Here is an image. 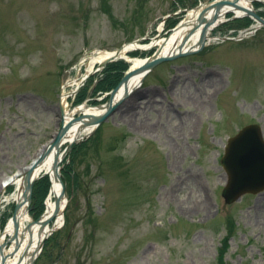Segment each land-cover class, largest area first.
<instances>
[{
  "label": "rangeland",
  "instance_id": "rangeland-1",
  "mask_svg": "<svg viewBox=\"0 0 264 264\" xmlns=\"http://www.w3.org/2000/svg\"><path fill=\"white\" fill-rule=\"evenodd\" d=\"M184 1L0 0V227L17 193L16 185L2 188L4 180L24 175L53 143L63 102L71 111L109 103L133 67L118 59L89 72L92 61L167 37L184 10L212 0ZM260 1L252 6L264 17ZM226 21L199 53L157 66L73 145L62 165L65 225L35 264H264V190L227 205L221 163L244 128L258 125L264 135V28L253 34L248 18ZM251 26L250 37L221 42ZM156 51L128 55L148 59ZM76 79L78 89L69 85ZM47 196L32 198V221Z\"/></svg>",
  "mask_w": 264,
  "mask_h": 264
},
{
  "label": "water",
  "instance_id": "water-1",
  "mask_svg": "<svg viewBox=\"0 0 264 264\" xmlns=\"http://www.w3.org/2000/svg\"><path fill=\"white\" fill-rule=\"evenodd\" d=\"M217 0H212L206 3H202L199 7H197L194 11L195 12H203L205 9L216 7L217 10L215 11V14L212 17V21L210 24L207 25L206 29L204 30L201 41L195 48H191L188 51L181 50L179 53H173L174 48L169 51V53L166 56L160 57V52L151 57L149 60H147L142 66V68L134 69L127 73L122 80L118 83V85L115 87V89L111 92L110 100H109V106L107 111L98 117H92L93 122L91 125L97 129L99 128L104 122H106L119 108L122 102H117V96L119 94V90L121 88V85L123 83L130 79L131 77L146 72V74L153 71L154 68H156L158 65L164 63V62H170L177 60L182 57L191 56L198 52H200L206 44V40L208 39L207 34H210L218 25V16L221 11V8H226L225 5L235 7L239 11L245 13L244 15H239L235 11H228L227 14H235L233 19H237L240 16H249L254 18L257 22H260L261 25L264 27V19L260 17L253 9H251L248 6H244L241 4V1H228L224 3H215ZM258 0H252V2H256ZM261 3H264V1H260ZM187 15L190 14L189 10L185 11ZM201 12V13H202ZM188 16L186 17V19ZM197 17L195 26L198 29L197 21L200 20ZM181 26V25H180ZM194 26V31H195ZM198 30H196L193 34L187 35L183 40L181 38L180 41H182V44L184 45L189 38H191L193 35H196ZM168 39V38H167ZM165 39V40H167ZM123 50V49H122ZM118 54H121V50L117 52V56L111 57L106 59L100 67H104L108 65L109 63L117 60L119 57ZM64 107H61V111L63 116L65 115ZM71 126V125H70ZM71 128L67 123L62 122V127L59 132V134L56 136L55 141L50 144L47 149L44 157H48L51 155L54 151H56L57 159H58V165H56L54 170V176L56 180L59 182L61 186V192L60 195L55 197V204L56 208L52 215V217L46 221L43 222L44 215H42L40 218H38L35 221H32L30 224L26 225L24 229L21 231V218H22V207L26 203V201H29V204H31L32 201V194L35 188L36 183L39 181V177L36 174L37 171V165L32 169L30 173H27L22 181L24 185H26V188L24 189V192L21 193L20 198L18 199L14 213L10 219V221L14 224V230L13 233H8L6 231V228L4 231H0V264H11L13 263V260L18 258V261L16 264H21V259L19 256H21L23 244L25 241V236L27 234H32L34 227L36 225H49L51 224L59 215H63L64 211L61 212L60 204L65 201V197L67 196V190L66 187L62 181L61 177V170H62V162L64 161L65 157L69 153V151L72 149L73 145L77 142H79L81 139L75 140L73 143H70L63 155L60 154L61 145L63 140L68 136ZM40 158L39 163L42 162L43 158ZM222 164L227 171L229 175V182L226 186L223 197L225 199V203L227 205L234 204L235 202L239 201L241 197L245 194L252 193L256 194L262 190H264V139L261 132V129L257 125H251L243 129L236 137L229 140L228 146L226 147L225 156L222 159ZM66 208V206H65ZM28 212L31 211V208H28ZM23 232V233H22ZM54 231L47 233L43 240L40 242L39 246L37 247L36 251L32 254L33 255V261L34 263L37 261L39 255L41 254L46 240L49 238V235H51ZM25 250V249H23ZM26 253L30 252V249L25 250Z\"/></svg>",
  "mask_w": 264,
  "mask_h": 264
},
{
  "label": "bare ground",
  "instance_id": "bare-ground-1",
  "mask_svg": "<svg viewBox=\"0 0 264 264\" xmlns=\"http://www.w3.org/2000/svg\"><path fill=\"white\" fill-rule=\"evenodd\" d=\"M228 1H235V0H217L215 3H224ZM241 1V4L244 6H249L252 0H237ZM226 8H221V11L218 16V24L226 17L228 16V11H235L239 15H244L245 13L239 11L235 7H231L228 5H225ZM217 10L216 7H211L208 9H205L203 12L200 9V12H195L192 11L188 18L179 26L174 32H172L171 36L168 37L167 40H160L155 43L150 44V48L153 46H156L157 49H159L160 52V57L166 56L169 51H171L172 48H174L173 53H179L181 50L188 51L191 48L197 47V45L201 41L202 34L204 30L206 29L207 25L210 24L212 21V17L215 14V11ZM202 12V13H201ZM201 17L199 21H197L198 24V29L195 26V22L197 17ZM260 23V22H259ZM258 24L257 26H260ZM195 26V31L198 30L196 35H193L191 38L187 40V42L183 45L182 40L189 35L190 33L193 34L195 31L193 30ZM262 26V25H261ZM206 36H210V34H207ZM163 39V38H162ZM149 46H141L139 44H131L127 45L121 50V54H118V56L121 57V59H126L127 61H130L132 63V70L142 68L143 64L147 61L146 59H131L129 57V53L132 51L136 50H141V48H147ZM117 56L116 51H111V52H105L102 55H100L98 58H96L95 61H92L89 67V72H91L92 68L96 64L93 63H101L103 60L115 57ZM146 72L139 73L130 79L126 80L123 85H121V88L119 90V94L117 96V102H122L123 100H126L130 97V95L134 94L136 90L138 89L141 81L143 78H146ZM82 80H74L69 83V85H74L77 88L82 86ZM64 105L66 104V101L63 102ZM109 103L103 104V105H96V106H91V105H81L77 108H75V111L68 110V106H64V111L65 115L63 116V122L67 123L69 127L71 128L68 136L63 140L61 147L73 143L77 139H84L90 137L93 133H95V127L94 125L92 126L91 123L93 122L92 117H98L103 115L107 109H108ZM71 125V126H70ZM153 128L152 127H146L142 126L141 130H146L150 132ZM60 147V148H61ZM47 148L41 149L33 159V161L24 168V171L26 172L24 175H22L21 172H18L16 175L13 177H7L3 184L2 188L11 186V185H16L18 187L19 193L18 195H14V197H17V201L20 198V194L24 192V189L26 188V185H24L22 178L34 169V167L37 165V171L36 174L37 176L41 178H50L51 180V191L48 196V199L46 201V212L43 218V222L50 219L55 211L56 204H55V197L60 195L61 192V186L59 182L56 180L54 176V170L56 165H58V159H57V154L56 151H54L51 155L48 157H44L46 153ZM42 162L39 163L40 158L42 159ZM69 202V199L65 197V201L60 204V209L61 212L65 210V205L67 206ZM22 218H21V231L26 227V225L30 224L32 221V217L28 213V208H29V201L27 200L24 206L22 207ZM65 225V217L59 215L51 224L41 226V225H36L34 227V230L32 234H27L25 236V241L23 244L22 248V253L21 256H19L21 259V264H35L34 259H33V253L36 251L37 247L39 246L40 242L43 240L45 235L47 233L52 232L53 230H57L62 228ZM14 230V224L10 221L8 223V226L6 228V231L8 233H13ZM23 233V232H22ZM30 249L29 253H26V249ZM25 249V250H23ZM18 261V258L13 260V263L11 264H16Z\"/></svg>",
  "mask_w": 264,
  "mask_h": 264
},
{
  "label": "trees",
  "instance_id": "trees-1",
  "mask_svg": "<svg viewBox=\"0 0 264 264\" xmlns=\"http://www.w3.org/2000/svg\"><path fill=\"white\" fill-rule=\"evenodd\" d=\"M181 4H184L185 1L184 0H179ZM197 1V0H196ZM187 7V6H185ZM121 70L124 72L127 70V66L124 65V67L121 68ZM122 72V73H123ZM45 179L48 180V178L46 177ZM43 179H41L40 181H42ZM47 180H44L43 184L40 183V181L37 183L35 189H34V196L33 199L36 201H39L40 203L43 202L44 198L46 197V195L49 193V187H50V182H48ZM37 196V197H36ZM34 210V208H33ZM37 210V207L35 206V210ZM43 211V210H42ZM40 213L42 214V212L40 211Z\"/></svg>",
  "mask_w": 264,
  "mask_h": 264
}]
</instances>
